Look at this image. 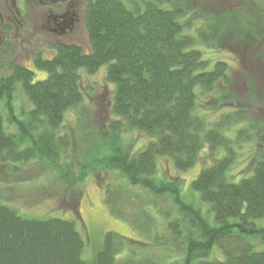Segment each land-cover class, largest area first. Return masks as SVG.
<instances>
[{
  "label": "trees",
  "instance_id": "16d2710c",
  "mask_svg": "<svg viewBox=\"0 0 264 264\" xmlns=\"http://www.w3.org/2000/svg\"><path fill=\"white\" fill-rule=\"evenodd\" d=\"M186 12L172 0L165 4L86 0L87 51L75 44L60 45L52 58L38 55L33 60V66L46 73L44 79L34 81L33 71L15 63L0 79L7 121L16 127L14 133L5 132L0 114V164L46 161L69 186L83 182L90 173L117 171L129 185L170 199L169 208L158 210L165 214L163 233L151 237L145 232L152 242L147 244L108 231L86 260L84 241L73 221L21 216L0 204V264H161L149 257L137 259L135 244L164 248V264H264V226L256 224L264 222V154L254 157L248 175L235 178L231 171L244 131L227 137L221 130L228 126L222 121L206 127L198 113L196 87L209 93L228 76L224 61H215L208 69L210 60L198 47L200 43L209 47L219 37L215 19L207 17L203 28H192ZM5 60L0 57V70ZM102 66L106 67L105 81L114 86L108 109L115 117L109 124L113 137L107 143L109 153L89 152L88 161L60 162L61 154L71 146L69 135L59 132L64 114L83 100L79 72L94 73ZM17 89L30 106L20 121L11 115L10 106ZM133 130L150 140L130 155L116 140ZM259 141L264 144V137ZM205 147L211 163L200 170L190 188L208 205L213 224L181 195L180 182L156 176L158 157L170 159L177 171L185 172ZM128 197L121 187H105L104 203L110 215L136 230L149 231L150 225L135 222L148 214L145 206L132 218L123 211ZM176 247L177 256L172 255ZM124 251L128 256L118 258Z\"/></svg>",
  "mask_w": 264,
  "mask_h": 264
},
{
  "label": "rangeland",
  "instance_id": "374dc122",
  "mask_svg": "<svg viewBox=\"0 0 264 264\" xmlns=\"http://www.w3.org/2000/svg\"><path fill=\"white\" fill-rule=\"evenodd\" d=\"M168 1L155 0L164 4ZM172 1L185 7L186 18L190 20L192 28H203L207 17L215 19L214 25L217 26L215 28L219 31V37L209 47H205V43H200L198 47L204 51V57L210 60L208 69L213 67L215 61L226 63L228 78L214 84L209 93H201L196 87V109L204 117L206 127L218 121L228 126L221 130L227 137H234L238 131H244L238 139L240 144L236 149V160L231 173L235 178L248 175L254 157L264 154V144L259 141L264 137V0ZM191 14H198L200 17L196 19ZM76 41L84 51L88 50L85 29ZM41 48L40 45L21 46L19 38H14V28H11L5 41L0 44V57L6 58L5 67L0 70V79L10 73L11 63L33 71L34 81L44 79L46 73L37 70L33 66V60L38 55L43 59L53 56L50 52L41 54ZM105 71L106 67L102 66L94 73L89 74L85 70L79 72L83 100L64 114L59 132L69 135L71 146L61 154L60 162L71 164L79 160L88 161L91 157L89 152H100L103 155L109 153L107 143L113 140L109 135V124L115 117L108 109L114 86L105 81ZM10 106L11 115L19 121L30 107L27 98L19 89L14 92ZM7 113L5 101L0 100L3 127L5 132L11 134L16 131V127L8 123ZM149 140L144 133L133 130L120 134L116 141L133 155L145 147ZM210 163L206 147L200 153V159L185 172L177 171L170 159L158 157L156 176L158 179L180 182L181 195L193 203L209 223L213 224L214 216L209 212L208 205L190 188L191 181ZM13 164H0V204L15 209L21 216L36 219L55 217L73 221L83 238V258L86 260L91 259L94 249L101 244L103 235L108 231L150 244L152 242L149 238L155 233H163L160 231L166 227L165 214L161 215L158 210L169 208L170 199L156 198L129 185L117 171L90 173L83 182L69 186L57 178L58 169H54L56 167L46 161L37 159L25 165ZM15 165L16 169L13 168ZM106 185L111 188L121 187L124 194L129 196L128 204H124L123 209L129 217H134L143 206L146 207L148 214L135 222L146 227L150 225L149 231L136 230L131 223L110 215L104 203ZM256 224L264 226V222L258 220ZM167 239L179 246L176 240ZM133 250L137 259L149 257L161 264L166 261L164 248L151 249L146 245L135 244ZM176 252L178 254V247L172 255ZM128 254L129 252L124 251L118 258Z\"/></svg>",
  "mask_w": 264,
  "mask_h": 264
},
{
  "label": "flooded vegetation",
  "instance_id": "af4514ba",
  "mask_svg": "<svg viewBox=\"0 0 264 264\" xmlns=\"http://www.w3.org/2000/svg\"><path fill=\"white\" fill-rule=\"evenodd\" d=\"M85 6L86 0H0V44L14 28L21 46L40 45L41 54L54 56L57 46L79 45Z\"/></svg>",
  "mask_w": 264,
  "mask_h": 264
}]
</instances>
